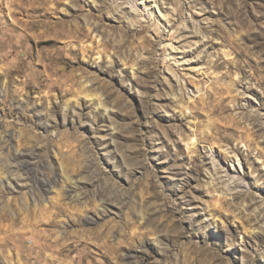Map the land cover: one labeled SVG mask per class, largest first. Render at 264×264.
I'll return each instance as SVG.
<instances>
[{
  "label": "rangeland",
  "instance_id": "rangeland-1",
  "mask_svg": "<svg viewBox=\"0 0 264 264\" xmlns=\"http://www.w3.org/2000/svg\"><path fill=\"white\" fill-rule=\"evenodd\" d=\"M0 264H264V0H0Z\"/></svg>",
  "mask_w": 264,
  "mask_h": 264
},
{
  "label": "bare ground",
  "instance_id": "bare-ground-1",
  "mask_svg": "<svg viewBox=\"0 0 264 264\" xmlns=\"http://www.w3.org/2000/svg\"><path fill=\"white\" fill-rule=\"evenodd\" d=\"M23 165H24V168L27 171H32L33 170L32 166L29 165L28 161H24V164ZM33 176H35L36 179H37V176L35 174ZM45 209H46V212L48 213L47 214L48 216H51L52 217L54 215V217L48 219L51 222L50 224H56L57 221L55 220V215H58L60 212H63V210H64V208H55L54 210H50V211H49V208H45ZM49 214H51V215H49ZM73 245H75V244H73Z\"/></svg>",
  "mask_w": 264,
  "mask_h": 264
}]
</instances>
